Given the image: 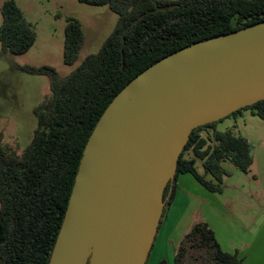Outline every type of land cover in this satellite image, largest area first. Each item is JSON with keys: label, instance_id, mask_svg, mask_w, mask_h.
<instances>
[{"label": "trees", "instance_id": "trees-1", "mask_svg": "<svg viewBox=\"0 0 264 264\" xmlns=\"http://www.w3.org/2000/svg\"><path fill=\"white\" fill-rule=\"evenodd\" d=\"M79 2L109 7L118 15V22L101 49L67 76L48 66L19 67L32 75L47 76L51 93L34 112L37 128L22 154L5 146L0 135V264H49L88 140L108 106L132 80L185 47L264 22V0ZM0 12L3 51L15 56L27 54L37 40L33 26L14 0L5 2ZM84 43L82 24L68 18L66 66L76 65ZM242 110H250L264 121V100ZM214 124L192 132L177 174L165 191L163 217L180 174H190L208 191L221 194L224 179L231 175L224 169L225 163L250 172L254 162L250 143L235 127L223 132L204 131ZM188 152L194 159L186 157ZM196 160L213 181L199 174ZM175 264L244 261L225 252L208 224L199 222L183 239Z\"/></svg>", "mask_w": 264, "mask_h": 264}, {"label": "water", "instance_id": "water-1", "mask_svg": "<svg viewBox=\"0 0 264 264\" xmlns=\"http://www.w3.org/2000/svg\"><path fill=\"white\" fill-rule=\"evenodd\" d=\"M263 100L264 22L138 75L88 140L49 264H146L192 132Z\"/></svg>", "mask_w": 264, "mask_h": 264}, {"label": "rangeland", "instance_id": "rangeland-1", "mask_svg": "<svg viewBox=\"0 0 264 264\" xmlns=\"http://www.w3.org/2000/svg\"><path fill=\"white\" fill-rule=\"evenodd\" d=\"M7 1L0 0V9ZM14 1L37 34L34 47L22 56L5 53L0 44V135L3 136L5 146L22 154L30 145L37 128L34 112L50 95L51 83L47 76L32 75L21 71L19 67L48 66L54 68L60 76L69 75L87 56L101 49L117 25L118 15L107 6H91L79 0ZM68 18L80 21L85 33L84 46L73 67L64 64ZM2 21L0 12V26ZM232 121L237 122L238 135L249 136L252 148L262 143L264 121L253 116L250 110H242L204 131H226L231 128ZM190 154L188 152L187 155ZM187 177L192 179L190 175Z\"/></svg>", "mask_w": 264, "mask_h": 264}, {"label": "crops", "instance_id": "crops-1", "mask_svg": "<svg viewBox=\"0 0 264 264\" xmlns=\"http://www.w3.org/2000/svg\"><path fill=\"white\" fill-rule=\"evenodd\" d=\"M231 125L238 128L236 121ZM244 138L250 143L249 136ZM261 139L252 150L254 162L249 173L230 163L223 165L231 175L224 179L221 194L208 191L190 174L178 176L174 198L146 264H175L183 239L199 222L208 224L225 252L237 254L244 264H264V136ZM189 153L186 157L194 159ZM196 168L207 181H213L198 160Z\"/></svg>", "mask_w": 264, "mask_h": 264}]
</instances>
